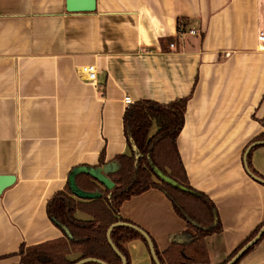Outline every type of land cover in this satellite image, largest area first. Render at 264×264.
I'll return each mask as SVG.
<instances>
[{
  "label": "crops",
  "instance_id": "0c3cea01",
  "mask_svg": "<svg viewBox=\"0 0 264 264\" xmlns=\"http://www.w3.org/2000/svg\"><path fill=\"white\" fill-rule=\"evenodd\" d=\"M260 31L264 0H95L93 11L79 12L66 0H0V176L14 178L0 193V264H20L21 245L63 236L46 203L73 168L112 161L120 168L117 156L131 155L125 97L188 98L177 150L189 186L217 210L221 230L204 237L208 262L227 261L264 223V183L244 166L247 147L264 140ZM84 65L96 67L98 85L79 76ZM246 162L264 180V144ZM120 216L163 258L193 234L158 188L125 200ZM75 217L91 219L80 210ZM125 250L127 264H154L140 238ZM236 264H264V235Z\"/></svg>",
  "mask_w": 264,
  "mask_h": 264
},
{
  "label": "trees",
  "instance_id": "16d2710c",
  "mask_svg": "<svg viewBox=\"0 0 264 264\" xmlns=\"http://www.w3.org/2000/svg\"><path fill=\"white\" fill-rule=\"evenodd\" d=\"M185 22L178 20V30L186 31ZM187 99L178 98L168 103L144 99L129 104L123 113V130L132 153L130 156H117L120 168L111 175L114 186L111 189L100 188L89 175L80 173L76 176L80 188L86 191L99 189L101 192L98 198L84 200L73 197L67 183L46 203L49 219L62 230L63 236L33 246L21 245L17 251L20 264H74L89 257L106 264H121V258L107 240L108 228L118 222L124 224L112 227L110 239L127 264L125 244L137 238L147 242L135 228L127 225L131 223L121 218L120 206L125 200L151 187L165 193L175 213L186 221L193 232L189 244L173 243L165 250L164 258L152 243L160 264H209L204 237L220 232L221 225L214 203L207 195L189 186L177 150L176 138L183 126ZM153 125L156 131L150 135ZM77 210L85 212L91 219H77ZM263 224L239 245L227 261L255 236ZM72 252L80 255L71 260L68 255Z\"/></svg>",
  "mask_w": 264,
  "mask_h": 264
},
{
  "label": "water",
  "instance_id": "95a60500",
  "mask_svg": "<svg viewBox=\"0 0 264 264\" xmlns=\"http://www.w3.org/2000/svg\"><path fill=\"white\" fill-rule=\"evenodd\" d=\"M66 9L70 12H79V11H93L95 9V0H66ZM264 140H258L252 142L246 149L245 156H244V166L246 172L256 181L264 183L263 179H260L256 175H254L248 168L247 162H246V153L254 146L257 145H263ZM119 169V164L115 161L102 164L100 166H77L73 168L69 175H68V185L70 188V191L72 194L79 198L84 200H90L95 199L101 196V192L99 189H95L93 191H86L80 188L76 182V176L80 173H84L89 175L93 180H95L97 183H99L101 186L107 189H111L114 186V182L110 177V174L115 173ZM14 178L13 176H0V193L4 188L9 186L13 182ZM124 224L123 222H118L113 225H111L107 230V240L113 250L116 252V254L121 258V264H125V258L124 256L117 250V248L113 245L111 239H110V231L112 227L115 225H121ZM133 228H135L146 240L147 245L149 247L151 256L155 264H160L158 261V258L156 256V253L154 251V247L152 244V241L149 237V235L142 230L141 228H138L134 225L127 224ZM67 233V231H65ZM264 233V224L263 226L258 230V232L255 234V236L249 240L246 244H244L225 264H235L244 254L245 252L253 246L259 238ZM85 262H91V263H97V264H106L103 261L96 259V258H84L79 260L78 262L74 264H83Z\"/></svg>",
  "mask_w": 264,
  "mask_h": 264
},
{
  "label": "built area",
  "instance_id": "2783aa9c",
  "mask_svg": "<svg viewBox=\"0 0 264 264\" xmlns=\"http://www.w3.org/2000/svg\"><path fill=\"white\" fill-rule=\"evenodd\" d=\"M179 31V34H184L186 31ZM187 33L191 35H195L196 31L194 29H189ZM258 40V48L259 50H264V31H260L257 35ZM175 47V44L173 42L169 43V48L173 49ZM228 55V54H226ZM97 69L94 65H84L81 66L78 70V74L81 78L84 79V81L93 84L94 86L98 85V74ZM125 105L131 104V99L129 97L124 98Z\"/></svg>",
  "mask_w": 264,
  "mask_h": 264
}]
</instances>
